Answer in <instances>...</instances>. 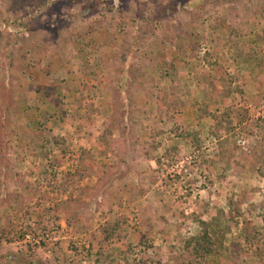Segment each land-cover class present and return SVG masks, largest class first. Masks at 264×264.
Returning a JSON list of instances; mask_svg holds the SVG:
<instances>
[{"label": "rangeland", "instance_id": "rangeland-1", "mask_svg": "<svg viewBox=\"0 0 264 264\" xmlns=\"http://www.w3.org/2000/svg\"><path fill=\"white\" fill-rule=\"evenodd\" d=\"M0 119V264H264V0H0Z\"/></svg>", "mask_w": 264, "mask_h": 264}, {"label": "trees", "instance_id": "trees-1", "mask_svg": "<svg viewBox=\"0 0 264 264\" xmlns=\"http://www.w3.org/2000/svg\"><path fill=\"white\" fill-rule=\"evenodd\" d=\"M227 76V74L224 75L219 72L214 79V84L212 85L213 97L214 95H218L223 100V112H220L218 107V109H215V111L208 113V116L212 120L210 135L218 141H221L227 135L231 136V138H235L233 133L236 128H234L233 125V114H236L237 116L240 114V112H238L239 110L236 109V104L238 101L235 99H230L231 93L229 87L231 86V83ZM121 92H123V89ZM204 94L207 102L210 101L211 99H209L208 94L206 92H204ZM128 100L130 101V99ZM114 104L115 108L112 115L113 118H111L112 121L111 123H107V125H105L104 132L100 136V140L103 142L107 138L112 137L114 131L117 128L122 131L126 128L125 123L118 121L116 118L117 112L120 111V107L115 101ZM127 114L129 123L133 124V111H129ZM221 152L223 151L221 150ZM197 223L200 227L199 232L195 236L188 238L184 242L183 246V251L194 257L193 260L188 261V264H206V262L210 260L211 257H214L220 252L222 247L219 246L222 245V243L219 242L220 240L216 241L211 235V231L209 229L210 224L208 222L199 219L197 220Z\"/></svg>", "mask_w": 264, "mask_h": 264}]
</instances>
